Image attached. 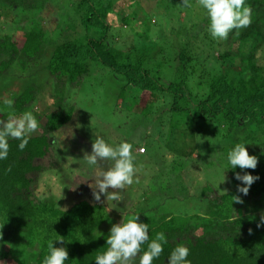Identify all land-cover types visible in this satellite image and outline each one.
I'll return each instance as SVG.
<instances>
[{
    "label": "trees",
    "instance_id": "1",
    "mask_svg": "<svg viewBox=\"0 0 264 264\" xmlns=\"http://www.w3.org/2000/svg\"><path fill=\"white\" fill-rule=\"evenodd\" d=\"M47 1L0 0V10L5 13L11 9L40 11ZM113 1L115 0L65 1L66 7H72V22L78 21L83 29L84 44L75 43L76 38L54 43L44 37L41 30L34 28L17 30L18 43L11 36L0 34V78L13 66L20 72L27 73L33 63L44 59L42 71L50 81V94L53 96L52 107L42 116V131L30 135L23 151L18 147L19 140L9 138L7 159L0 160V226H3L0 229V259L16 255V264H43L44 258L50 254L49 243L53 242L54 247H65L68 250L69 258L65 264H95L96 256L103 254L108 248L104 227L109 225L110 213L113 210L117 212L116 209L106 208L90 194L88 199L79 198L66 209H60L52 201L34 198L31 192V185L36 179L33 174L37 176L42 169L35 161L47 153L51 144L49 133L58 130L71 119L72 106L65 108L62 103L68 93L78 89L88 73V61L91 60L109 68L120 82L119 94L126 91L127 87L139 93L145 92L146 105L142 108L147 106L145 110L149 112L154 103L158 100L162 103L163 97L169 95L167 110L170 114L176 112L183 115L191 139L197 136V130H191L195 123L216 125L222 122L224 135L221 134L220 139H224L232 149L237 143H243L249 154L258 158V165L254 170L240 169L237 166L229 171L234 173V177L236 173L243 175L246 172L259 176L246 196L237 190L238 185L244 186L239 181L224 193L215 194L205 190L198 192L194 197L199 200V206L192 213L171 212L168 202L171 199L174 203L179 202L176 199L178 196L173 193L172 196L167 194L163 198L161 194L156 196L161 201L159 211V203L154 204V198L151 201L147 195H144V206L134 209L129 204L126 207L122 220L138 215V222L149 225V242L157 233L165 234L167 242L163 244L164 250L153 264H169L168 258L178 245L189 248L187 259L191 264H264V228L245 222L241 215L233 211L236 204L233 196H239L246 203H264V77L263 68L257 65L254 58L256 48L260 47L264 39V0H245V6L252 10L251 25L230 32L228 38L223 40L225 50L221 53L217 42L220 50L215 56L216 60L218 57L228 60L240 57L244 58L246 66L241 67L233 76L229 71H215L203 79V73L199 72L197 80L192 83L202 84L205 91L198 99L189 95L188 87L191 83L187 80L190 75L196 74L193 73L190 54L185 48L176 52L175 60H172L170 66L171 72L164 76L160 74V66L157 69L149 66L153 46L151 48L148 45L145 53H138V46L129 49L114 46L116 41L109 37L111 27L106 23V15L110 12ZM161 2L165 3V8L170 12L169 0ZM1 15L0 13V18ZM1 23L0 21V28ZM179 24L181 26L173 33L184 47V41H188V34L190 36L189 27L184 23ZM88 27L99 29V37L86 36L84 29ZM47 43L51 46L45 57L43 53ZM247 70L249 73H244ZM42 89L41 84L28 82L9 95L8 99L13 101L11 107L1 100L0 120L7 121L11 114H23ZM183 100L184 103L191 104V110L186 108V104L181 105ZM3 104L7 109L2 108ZM200 124L197 129H200ZM207 132L214 139L217 137L216 126L211 125ZM197 141L201 140L197 138ZM219 143L220 141L214 140L209 145H203V155L207 154L205 161L209 165L212 164L208 161V156L211 151L219 149ZM161 186L166 188V185ZM101 196L106 199L104 194ZM249 229L252 230L251 234ZM58 236L64 238L63 244L56 241ZM4 245L6 250L1 251ZM147 247L148 242L142 245L141 253L136 257L137 264Z\"/></svg>",
    "mask_w": 264,
    "mask_h": 264
},
{
    "label": "rangeland",
    "instance_id": "2",
    "mask_svg": "<svg viewBox=\"0 0 264 264\" xmlns=\"http://www.w3.org/2000/svg\"><path fill=\"white\" fill-rule=\"evenodd\" d=\"M65 1L48 0L40 11L10 8L11 10L5 13L4 10H0L1 36H11L13 41L17 42V30L34 28L41 30L44 37L54 43L76 38L75 43L84 44L83 29L80 28L78 21L72 22V7H66ZM189 4L190 7H185L182 6V0H169L170 12H168L165 3L161 0H115L106 15V23L111 27L109 37L116 41L113 44L118 48L129 49L138 46L136 51L145 53L148 45L151 48L153 46L149 66L152 69L160 66L162 69L160 74L164 76L170 74V66L172 60H175L176 52L185 48L190 54L193 73L196 74L190 75L187 80L189 84L191 83L188 87L189 95L198 99L205 91L202 84L199 86L196 83L195 86L192 83L197 80L199 72L203 73V79H206L210 72L215 71H229L233 76L241 67H245L246 63L244 58L240 57L231 60L219 57L215 59L220 49V53L225 50V44L223 40L212 37L207 11L199 5L198 0H189ZM179 23L189 27L190 36L188 34V41L187 39L184 41L186 43L184 47L182 42L179 43V40L175 39L173 33L181 26ZM84 32L86 36L92 38H97L101 34L99 29L93 27L85 28ZM50 43L45 45L43 53L45 57L50 50ZM254 58L257 65L263 68L264 77V39L260 47L256 48ZM44 64V59H40L32 64L27 73H22L13 66L0 78V101L8 99L10 94L20 90L28 82L42 85V92L25 111L32 112L39 123L38 130L32 135L42 131V116L52 107L53 102L50 81L42 71ZM119 86L120 82L112 75L109 68L99 62L88 61V73L78 89L68 93L62 103L65 108L72 106L71 119L58 130L49 133L50 147L43 158L35 161L42 169L37 176L33 174L36 178L31 185L34 198L52 201L58 208L66 209L79 198L88 199L89 194L93 195L89 185L94 183L99 169L88 165L83 157L85 153H91L92 143L97 136L113 146L122 142L132 144L136 157L134 160L136 177L139 181L126 186L121 193L123 200L119 202L107 200L102 196L101 201H97L102 202L108 209L117 210L110 213L109 225L104 227L107 237L110 235L112 225L122 221L129 204L134 209L143 205L144 195H147L151 201L154 198V204L159 203L157 209L159 211L161 201L156 196L161 194L163 198L167 194L170 196L172 193L176 194L178 204L172 199L171 203L168 202L171 212L175 214L191 211L192 213L199 206V200L194 197L198 192L205 190L220 194L237 185L239 180L233 176V172H229L232 167L227 158V151H231L232 148L224 139H220V135H224L222 122H218V125L195 123L191 130H197L196 137L202 141L201 143L196 137L190 138L186 129L187 121L181 113H169L167 110L169 95L163 97L162 103L159 100L154 103L149 112L145 110L147 106L142 108L146 103L145 92L139 93L127 87L126 91L123 90L119 94ZM184 101L181 105L186 104V108L191 110V104ZM3 105L2 108L7 109V106ZM21 115L10 116L18 118ZM198 124L200 129L196 128ZM211 125L216 126L218 132L215 139L211 134L207 135V129L211 128ZM214 140L220 141L217 145L219 149L209 154L208 161L212 164L209 165L205 161L207 154L203 155V145L204 143L209 145ZM141 147L144 150L140 153L138 149ZM113 163L101 162L100 168L107 170ZM159 185H166V188L163 189ZM207 195L210 196L209 193ZM233 211L241 215L245 222H252L257 226L261 215H264V203L243 201L234 204ZM261 227L264 228V224ZM5 250L4 245L1 251ZM136 257L130 264H137ZM15 260H18L16 255L0 259V262L16 264Z\"/></svg>",
    "mask_w": 264,
    "mask_h": 264
},
{
    "label": "clouds",
    "instance_id": "3",
    "mask_svg": "<svg viewBox=\"0 0 264 264\" xmlns=\"http://www.w3.org/2000/svg\"><path fill=\"white\" fill-rule=\"evenodd\" d=\"M198 3L207 11L210 19L209 31L213 38L226 40L233 30L247 28L252 23V10L245 6V0H198ZM182 6L190 7L189 0H182ZM4 103L11 107L13 101L5 99ZM38 128L39 123L32 112H25L18 118L10 116L7 121L0 120V160L7 159L10 148L9 138L19 140L18 147L23 151L29 142L30 135ZM135 158L133 146L128 142L113 146L102 137L97 136L94 139L91 153H85L83 159L88 165L99 169L94 183L89 185L96 201H101V194H104L107 200L117 202L123 200L121 193L126 186L139 182L136 177ZM227 158L232 169L238 166L240 169L254 170L258 165V158L250 155L243 143H237L229 151ZM104 161L114 163L104 170L100 168L101 162ZM235 178L244 185H238L237 190L246 196L259 176L246 172L243 175L236 173ZM233 201L243 203L239 196H233ZM138 221L139 216L136 215L126 221L122 220L120 223L113 224L106 241L108 248L103 254L96 256L95 264H130L141 253L142 245L146 242L148 247L140 256L139 264H153L164 250L163 244L167 242L165 234L157 233L149 242V225ZM262 224H264V215H261L257 227L259 228ZM2 228L3 226H0V229ZM251 232L252 230L249 229L250 234ZM58 237L56 241L63 244L64 238ZM49 250L50 254L44 258L43 264H65L69 258L68 250L65 247H54L53 242L49 243ZM189 254L188 247L178 245L168 258L169 264H191L187 259Z\"/></svg>",
    "mask_w": 264,
    "mask_h": 264
},
{
    "label": "built area",
    "instance_id": "4",
    "mask_svg": "<svg viewBox=\"0 0 264 264\" xmlns=\"http://www.w3.org/2000/svg\"><path fill=\"white\" fill-rule=\"evenodd\" d=\"M141 150H142V151H141ZM143 150H144V149L141 147L140 149H138V152L141 153V152H143Z\"/></svg>",
    "mask_w": 264,
    "mask_h": 264
}]
</instances>
